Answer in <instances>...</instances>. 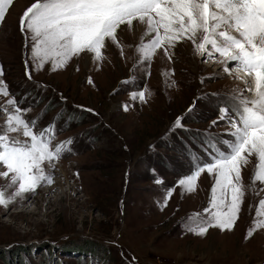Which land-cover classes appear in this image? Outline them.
<instances>
[{"label":"rangeland","instance_id":"rangeland-1","mask_svg":"<svg viewBox=\"0 0 264 264\" xmlns=\"http://www.w3.org/2000/svg\"><path fill=\"white\" fill-rule=\"evenodd\" d=\"M34 2L12 0L0 22V80L10 93L0 95V106L14 97L30 108L24 119L37 121L36 132L55 122L58 141L72 139L71 153L44 165L53 183L0 206V264H264V226L253 223L264 224L257 216L264 183H252L255 156L241 169L245 195L231 230L185 231L182 221L209 207L215 176L202 173L192 192L178 184L192 171L190 155L207 158V137L229 131L219 121L221 98L254 87L252 78L233 62L225 72L218 53L198 55L188 40L168 55L157 49L149 63L137 53L142 32L135 21L117 30L115 43L106 40L99 60L81 53L55 70L51 60L38 67L20 27ZM6 119L0 111V124ZM8 183L0 176V186Z\"/></svg>","mask_w":264,"mask_h":264},{"label":"snow or ice","instance_id":"snow-or-ice-1","mask_svg":"<svg viewBox=\"0 0 264 264\" xmlns=\"http://www.w3.org/2000/svg\"><path fill=\"white\" fill-rule=\"evenodd\" d=\"M11 3L12 0H0V22ZM134 21L144 28L137 53L143 52L149 63L157 49H164L168 55L169 47L188 40L198 55L213 58L218 53L223 58L220 62L226 65L225 72L230 73L227 64L235 62L245 76L252 78L254 87L236 89L221 98L217 104L219 121L225 122L229 131L209 135L203 148L207 158L190 155L192 171L178 181L184 191L192 192L202 173L215 176L209 207L203 213L189 214L182 221L185 231L204 236L209 227L231 230L245 195L241 169L249 157L257 158L253 185L257 181L264 183V0H35L24 11L20 27L26 33V46L29 40L32 42L33 62L43 67L51 60L55 70L81 53L94 54L99 60L106 40L115 43L117 30L122 26L131 29ZM244 91L254 92V97L249 99ZM0 95H10L2 80ZM138 98L144 100L143 91ZM23 102L22 99L19 103ZM192 110L189 108V112ZM0 111L7 115L0 124V165L6 168L0 176L9 180L0 186V206L7 208L34 194L43 184L53 183L44 165L54 167L56 160L70 154L72 139L53 145L55 122L36 132L37 121L24 119L31 109H21L14 97L0 106ZM175 126L181 127L180 118ZM13 133H20L25 139L18 140ZM156 183L163 181L158 178ZM173 190H166L164 205ZM260 205L264 207V200ZM260 215L264 212L258 209L257 216ZM253 223L264 226L255 220ZM254 231L250 228L248 236Z\"/></svg>","mask_w":264,"mask_h":264},{"label":"bare ground","instance_id":"bare-ground-1","mask_svg":"<svg viewBox=\"0 0 264 264\" xmlns=\"http://www.w3.org/2000/svg\"><path fill=\"white\" fill-rule=\"evenodd\" d=\"M137 29H139V31H141L142 34H143V32H144V28H142V26H138ZM137 29H136V30H137ZM239 77H240V76H239Z\"/></svg>","mask_w":264,"mask_h":264}]
</instances>
